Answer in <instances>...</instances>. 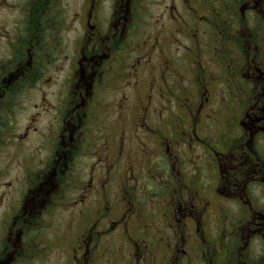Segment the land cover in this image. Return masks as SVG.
Returning <instances> with one entry per match:
<instances>
[{"label": "flooded vegetation", "instance_id": "obj_1", "mask_svg": "<svg viewBox=\"0 0 264 264\" xmlns=\"http://www.w3.org/2000/svg\"><path fill=\"white\" fill-rule=\"evenodd\" d=\"M196 1L200 10L223 5L213 13L188 8L193 0H157L156 10L155 0H75L69 16L68 0H0L3 110L12 98L15 108L27 103L43 59L79 25L78 70L63 85L64 102L56 95L66 114L43 165L23 167L19 198L3 211L0 264H264V0ZM167 22L197 24L187 39L200 51L215 31V65L201 53L193 87L180 92L187 61L156 55ZM183 34L176 28L172 40ZM233 42L241 53L224 58L221 46ZM219 87L229 91L221 109ZM201 145L210 162L196 159ZM200 164L212 171V191L200 183ZM150 175L161 180L144 183L146 200L129 182Z\"/></svg>", "mask_w": 264, "mask_h": 264}, {"label": "rangeland", "instance_id": "obj_2", "mask_svg": "<svg viewBox=\"0 0 264 264\" xmlns=\"http://www.w3.org/2000/svg\"><path fill=\"white\" fill-rule=\"evenodd\" d=\"M69 4V16L71 13L74 11L76 5H75V0H68ZM223 5L222 2L218 4H211L206 2V10L209 12L215 13L219 12L221 9V6ZM71 6V8H70ZM188 8H195L199 12H203L200 10V8L192 4L191 6H188ZM157 9V0H155V6L154 10ZM173 23V22H170ZM194 23V21H193ZM174 24L175 28H181L183 31V35L188 37V34H190L191 27L194 29L199 28V26L196 24ZM76 26H79L76 24ZM76 26H73L72 24L69 25V27L63 32L65 35V38L67 39L65 41L64 45H61L59 55L61 56V59L53 66V68L48 72L46 76L49 78L45 79L44 82L42 83L43 86V94L46 96L48 100H52L55 103L56 95L57 92L60 93V90L63 88L62 82H64V79L69 80V66L71 64L70 59L71 57H74V45L73 39L74 37L78 34L79 30L77 29ZM152 28L156 29L157 25L156 23H153ZM163 31L171 35L172 28L170 26L164 25L161 27ZM214 29H211L203 38L205 39V42L208 43L206 47L212 48V43H213V34H214ZM181 38V37H179ZM182 43H177V46L180 47V51L178 54H171L170 48L173 44L172 36L169 37V46H166L164 48H159L157 51L156 55L160 57H166L172 55L175 59L177 60H183L187 59L191 61L192 63L194 61H197L198 58L201 56L202 49H200L195 46L190 44H185L183 39L181 38ZM165 41L163 42V44ZM180 44H183V46H180ZM137 48L141 50L140 45H135ZM177 46H174V52L178 51ZM232 49V45L229 43H225L223 46H221V50L223 51V56L224 58H227L228 56H231L230 50ZM186 69H185V75L184 79L190 72L192 64H186ZM205 70H210L212 69L210 67H205ZM213 72V71H212ZM214 73V72H213ZM190 85V87H193V82L190 79H188L184 84L181 85V90H183L186 86ZM179 92H177V96L179 98ZM218 96L222 98V88L219 90ZM27 98H33V101H37L39 99V95L36 93H28ZM224 104V101L222 99H218L216 103V108L221 109ZM26 108L23 109L19 115L18 122L14 124L13 131L15 132L12 137H16V134H19V138L17 139V142L14 140L15 143H9V141L5 144L3 148L0 149V218L3 214V211L7 208L9 204H13L17 202V199L19 198V194L17 192V187H18V181H17V176L20 177L21 180L24 179V177L21 175L22 171V166L25 163H30V157H33L34 153L36 154L38 151V156L41 157L43 154H46L45 150H50V145L46 144L44 139L40 138L41 136V130L43 129V126L46 124L48 119L52 118L51 112L49 111H44V109L41 110V115L36 116V118L33 121L32 129L30 132L27 134L25 133L27 131L26 127L28 125V120L31 117H34L35 113H37V109H35V106L31 102L30 104H26ZM177 113L182 114L184 110L180 105H177ZM1 117V116H0ZM214 123H217L215 120L209 119L208 120V125L212 128ZM10 121L9 119L6 121V124L2 126L0 124V134L3 133V129L7 131L10 128ZM170 127H174L172 124H168ZM36 127V129H35ZM34 131L35 133H32ZM46 135V134H45ZM22 138V140H20ZM207 158L208 162H210L209 159V154L208 150H205L203 147L200 148L198 147L196 150V159L201 160V158ZM83 160L82 157H79L76 161L77 165H82ZM32 164V163H31ZM40 165V164H39ZM5 169V170H4ZM80 177H83L84 174L80 173ZM159 176H156V179H158ZM201 185L208 191H212V186H213V176H212V171L209 169V167L206 164H200L199 167V176H198ZM7 182H10V184H5ZM145 182L142 179H133L129 182L130 188L134 189V192H137L138 195L141 194L143 197H147L149 195L148 190L145 189ZM147 188H149V184H146ZM148 200V199H146ZM215 206V203H214ZM221 217L219 214L215 217L214 223H213V228L216 229V226L220 222ZM222 227V225H220Z\"/></svg>", "mask_w": 264, "mask_h": 264}, {"label": "trees", "instance_id": "obj_3", "mask_svg": "<svg viewBox=\"0 0 264 264\" xmlns=\"http://www.w3.org/2000/svg\"><path fill=\"white\" fill-rule=\"evenodd\" d=\"M20 85L18 84L17 85V88L13 91L14 93H11V95H16V96H19V94H20ZM15 104V101H13V98H12V101L10 100V102H9V104H7V107H6V109L5 110H3L2 108L0 109V116H3V114H5V117L7 118V116H6V113H7V111L9 110V109H11L12 107H13V105ZM1 118V117H0ZM0 120H2V118L0 119ZM7 120H8V118H7ZM0 124L2 125V126H4L5 124L4 123H2V122H0ZM1 135V134H0Z\"/></svg>", "mask_w": 264, "mask_h": 264}]
</instances>
